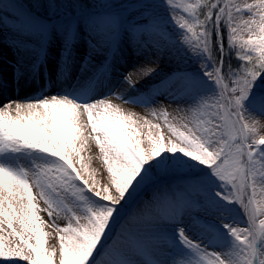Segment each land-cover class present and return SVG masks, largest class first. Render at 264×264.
<instances>
[{"label": "snow or ice", "instance_id": "snow-or-ice-1", "mask_svg": "<svg viewBox=\"0 0 264 264\" xmlns=\"http://www.w3.org/2000/svg\"><path fill=\"white\" fill-rule=\"evenodd\" d=\"M122 3L134 4L128 16L104 0L69 19L28 11L14 18L15 45L36 55L33 73L56 34L59 76L77 66L90 75L50 98L0 105V260L264 264V0ZM60 7L49 4L52 17ZM125 44L175 67L160 74L145 65L143 74L158 79L141 92L120 71ZM190 58L198 71L186 67ZM122 76L135 93L120 95L123 103H191L177 109L178 121L153 109L162 124L141 122L106 98ZM89 139L107 172L104 185L82 156ZM45 227L58 250L46 247Z\"/></svg>", "mask_w": 264, "mask_h": 264}, {"label": "rangeland", "instance_id": "rangeland-1", "mask_svg": "<svg viewBox=\"0 0 264 264\" xmlns=\"http://www.w3.org/2000/svg\"><path fill=\"white\" fill-rule=\"evenodd\" d=\"M56 3L61 5L59 9V17H52L49 10L50 3ZM104 2V0H76L72 3V0H0V67L3 68V72H0V95L7 92H15L19 90H24L27 79L34 81L30 84L31 87L28 88L32 92L41 91L45 98H50L53 95L52 88L62 87L70 88L72 84L76 82L77 77L81 81L85 80L90 73H84L81 75L77 67H73L68 77L58 82H53V79L60 77L58 73V66L60 62V52H61V41L58 35L52 34L47 45L46 56L44 63L41 65L38 73H33L31 71V65L36 61V55L30 50H20L16 45L15 41L17 35L13 30L14 18L22 16L25 12H31L41 19H69L73 17L75 13L76 16L86 15L91 12L99 10V4ZM110 3L119 5L115 10L119 11L122 15L128 16L129 9L134 7L133 3H122L123 0H109ZM122 3V4H121ZM160 14L166 16L167 12L164 9H160ZM81 52L86 50V37L80 42ZM124 61L120 64V71L124 76L131 77L136 89L141 92L147 91L149 86L158 79V76H145L143 74V68L148 65L152 68H156L157 72L160 74L169 72L175 65L170 62L167 57L160 59L159 63H155V56L150 59L144 55H137L136 52L132 51L126 44L123 49ZM186 67L189 71H198L199 63L195 61L194 58H190L187 61ZM29 73V74H28ZM46 73V74H45ZM47 77V78H46ZM123 76L119 77L118 80L114 81L117 87L113 89V95L106 97L114 105H118L125 113H135L137 117L143 120H149L152 123H161L157 121L151 115V110L155 109L157 112L164 110L168 113V118L170 121L179 120L182 113H179L177 109L186 108L191 101L186 99L181 100H169L165 97H157L155 102L144 107L143 105L133 104L131 101L129 103H123L119 98L120 95H135L132 92L131 87L127 83H120L123 80ZM62 89V90H63ZM107 91V90H105ZM41 95H37L33 100L37 99ZM1 98V97H0ZM18 102H26L27 100L18 97L14 98ZM86 116L82 118V122L86 123ZM163 128V126H162ZM90 131V129H88ZM85 132V135L88 134ZM147 132V128L143 129ZM163 131L167 133V129L163 128ZM261 134H264V129L260 130ZM145 146L146 143H145ZM85 163L91 172L95 174L96 181L100 185L107 183V172L103 166L102 159L99 154V150L96 147L94 141H88L85 145L84 151L82 152ZM150 193L146 192L144 195ZM40 207L43 208L44 205L41 202ZM39 215L48 223V216L46 212H40ZM58 224L63 226L64 221L58 220ZM45 232L49 233L47 248L57 247L56 233L51 227H45ZM0 264H26L24 261H10L5 262L0 260Z\"/></svg>", "mask_w": 264, "mask_h": 264}, {"label": "bare ground", "instance_id": "bare-ground-1", "mask_svg": "<svg viewBox=\"0 0 264 264\" xmlns=\"http://www.w3.org/2000/svg\"><path fill=\"white\" fill-rule=\"evenodd\" d=\"M0 41L2 42V40L0 39ZM3 68L0 67V72H3ZM29 74V73H28ZM64 77H58L55 80L53 79V82H58L59 80H63ZM27 82L24 83L23 85H25V89L24 90H19V91H15V92H7V93H3L0 95V105H3L4 103H6L9 100L15 101L14 98L18 97L21 99H25L28 101L33 100L37 95H42L43 92L41 91H36V92H32L31 90H29L28 88L31 87L30 84H32L34 81L31 80H26ZM63 88L62 87H55L52 88L51 90L53 91V95L57 94L58 91H61Z\"/></svg>", "mask_w": 264, "mask_h": 264}, {"label": "trees", "instance_id": "trees-1", "mask_svg": "<svg viewBox=\"0 0 264 264\" xmlns=\"http://www.w3.org/2000/svg\"><path fill=\"white\" fill-rule=\"evenodd\" d=\"M236 63H237V61L234 59V60H233V64L235 65Z\"/></svg>", "mask_w": 264, "mask_h": 264}]
</instances>
